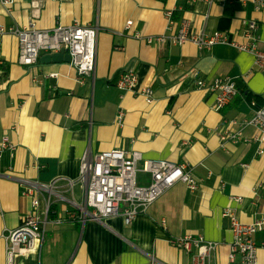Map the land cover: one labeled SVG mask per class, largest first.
I'll return each mask as SVG.
<instances>
[{
    "label": "crops",
    "instance_id": "1",
    "mask_svg": "<svg viewBox=\"0 0 264 264\" xmlns=\"http://www.w3.org/2000/svg\"><path fill=\"white\" fill-rule=\"evenodd\" d=\"M14 1L11 12L0 4V67L8 72L0 69V142L7 137L15 146L0 159V264H6L5 233L37 212L33 196L22 195L35 184H55L52 192L37 195V214L47 220L45 243L40 255L18 256L15 264H192L187 252L171 245L172 238L186 235L225 244L210 264H241L229 261L226 244L233 235L223 213L231 209L247 225L264 219V155H258L256 127H246L238 143L223 144L220 135L226 122L252 118V100L264 105V74L255 70L253 55L231 46L199 51L193 43L178 47L156 39L167 34L166 13L172 11L194 33L223 32L241 45H261L264 10H256L255 0ZM128 21L134 23L130 30ZM75 23L99 29L93 76L80 77L66 62L18 64V39L10 29L52 31ZM253 23L257 31L249 36ZM130 68L138 84L121 91L118 82ZM219 77L233 79L239 90L221 111L215 95L195 86L196 79ZM146 87L154 90L152 105L139 94ZM121 110L123 123L117 121ZM115 149L187 163L200 188L193 193L176 184L132 225L120 216L84 221L79 161L86 153ZM255 241L257 262L264 264V231Z\"/></svg>",
    "mask_w": 264,
    "mask_h": 264
},
{
    "label": "built area",
    "instance_id": "2",
    "mask_svg": "<svg viewBox=\"0 0 264 264\" xmlns=\"http://www.w3.org/2000/svg\"><path fill=\"white\" fill-rule=\"evenodd\" d=\"M193 3L194 0H190ZM0 4L11 12L14 0H0ZM258 11L264 10V0H255ZM167 34L157 37L159 43H169L172 46H183L193 43L199 51H210L214 46H231L238 51L247 52L254 56L255 70L264 74V40L259 45L256 42L241 45L228 36L227 33H207L202 30L194 33L190 30L187 20L175 21L174 13L167 11ZM133 22H127V30L133 27ZM257 31V24L249 25V34ZM6 30L1 28V33ZM18 39V59L21 66H36L40 62L42 53L56 54L67 51L71 57V67L75 68L80 77L93 76L96 71L97 27L75 23L71 26H58L52 31H40L33 25L26 28H12L9 31ZM250 36V35H249ZM248 36V37H249ZM140 38L139 34L135 35ZM154 39H147L151 44ZM50 74L49 78H56ZM139 78L135 69H128L121 75L118 88L121 91L132 92ZM195 86L215 95V108L221 111L229 106L239 95V90L233 79L229 77L217 78L210 82L196 79ZM154 90L144 88L139 94L147 104H154ZM253 116L250 120L226 122L228 129L221 134V141L238 143L245 140L244 129L252 126L259 130L260 149L258 155H264V105L255 100L250 103ZM125 114L119 111L117 121L123 123ZM231 127H238L232 131ZM15 150V146L4 137L0 142V159L5 151ZM80 162V173L77 183L85 191V202L81 207L84 221H104L109 218L122 217L127 225H132L139 215L147 214L151 206L159 200L170 188L176 184H184L189 191L196 192L200 182L195 178L193 169L187 163H173L166 160L144 159L137 151L115 149L92 155L86 153ZM74 182L70 183L74 186ZM55 184H35L22 193L25 197L33 196V208H40L37 195L52 192ZM236 201L241 202L242 198ZM50 207V204H48ZM50 208L47 209V214ZM37 212L26 214L21 225L4 235L6 243V264H15L18 256L28 254L40 255L46 238L47 220L43 221ZM225 218L229 219L233 241L228 246L229 261L237 260L241 264H258L259 245L255 241V234L264 231V219L254 221L252 224H243L234 211L225 210ZM165 222H162L164 225ZM171 245L176 249L187 252L191 256L192 264H210L211 256L223 243L207 241L203 236L186 235L171 239Z\"/></svg>",
    "mask_w": 264,
    "mask_h": 264
},
{
    "label": "water",
    "instance_id": "3",
    "mask_svg": "<svg viewBox=\"0 0 264 264\" xmlns=\"http://www.w3.org/2000/svg\"><path fill=\"white\" fill-rule=\"evenodd\" d=\"M71 57L67 51H62L56 54H47L44 57L40 58V63L44 65H48L51 63L59 64V63H70Z\"/></svg>",
    "mask_w": 264,
    "mask_h": 264
},
{
    "label": "trees",
    "instance_id": "4",
    "mask_svg": "<svg viewBox=\"0 0 264 264\" xmlns=\"http://www.w3.org/2000/svg\"><path fill=\"white\" fill-rule=\"evenodd\" d=\"M0 69H2L3 71H5L4 72V76H6L8 72L6 71L5 67L4 66L3 67H0ZM259 105H263V104H259Z\"/></svg>",
    "mask_w": 264,
    "mask_h": 264
}]
</instances>
